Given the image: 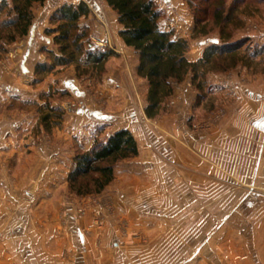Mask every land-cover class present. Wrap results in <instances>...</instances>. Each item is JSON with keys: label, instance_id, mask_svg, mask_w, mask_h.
Listing matches in <instances>:
<instances>
[{"label": "crops", "instance_id": "crops-1", "mask_svg": "<svg viewBox=\"0 0 264 264\" xmlns=\"http://www.w3.org/2000/svg\"><path fill=\"white\" fill-rule=\"evenodd\" d=\"M47 1L53 4L51 11L59 4L85 3L90 10L87 20L99 21L87 25L97 39H104L105 24L114 35L120 29L104 0H45L42 6ZM153 1L174 12L163 29H176V14L185 10L183 0ZM33 8L34 14L41 7ZM35 16L27 43L36 29ZM175 34L185 36L177 29ZM214 41L189 42L186 60L198 61L207 42ZM115 42L118 51L132 50L119 38ZM27 55L25 50L22 73H27ZM203 81L216 88L200 94L188 74L182 83H173L166 103L174 106L168 111L154 121L141 111L135 131L115 129L132 133L137 155L117 163L113 181L104 189L115 216L106 217L108 227L102 234L84 233L97 209L92 206L83 219L63 213L66 223L60 236L54 234L55 214H50L43 230L12 226L10 264H264V73L237 64L230 73L208 72ZM219 111V119L202 121ZM191 117L206 128L185 139L182 121ZM42 159L48 179L53 168L50 158ZM49 191L42 187L39 194ZM24 195L23 209L32 210L30 194ZM47 204L44 199L39 206L44 209ZM115 221L123 222L128 234L111 241L106 232L114 231ZM64 249L70 252L66 259L61 256Z\"/></svg>", "mask_w": 264, "mask_h": 264}, {"label": "rangeland", "instance_id": "rangeland-1", "mask_svg": "<svg viewBox=\"0 0 264 264\" xmlns=\"http://www.w3.org/2000/svg\"><path fill=\"white\" fill-rule=\"evenodd\" d=\"M190 1L191 4L183 0L185 10L181 9L180 13L176 14L175 28L185 34L180 38L186 40L187 45L200 39L218 40L219 30L212 20L211 7L207 14L197 15L202 18V23L196 25L195 31L193 30L194 11L197 9L195 5H199L198 10L204 5L201 4V8L199 0ZM232 1L225 0L226 9ZM61 5L63 4L57 5L51 11L53 4L47 1L45 6L40 5L41 8L34 11L37 16L34 19L36 29L29 43L28 35L17 38L13 43H0V264H10L12 226L25 225L27 230L29 226L43 230V226L51 217L50 214H55L54 222L58 220L54 234L60 236L66 223L63 213H71L75 219H83L89 206L96 207L90 219L91 224L86 227L84 233H97V237L102 234L104 227H108L107 221L115 216L114 207L105 202L103 194L109 184L98 194L78 196L72 193L67 178L72 168L73 156L76 152L88 150L94 140H105L115 129L128 127L135 131L136 124L140 122L138 115L141 111L144 114L147 83L136 75L137 54L133 50H128L129 53L125 50L118 51L114 46L119 38L118 33L114 35L107 24L104 39H97L99 37L87 29L90 21L99 25L95 18L81 19L79 22V25L88 31V45L116 53V57L106 62L100 77H78L74 66L56 67L43 77L34 74L37 64L48 62L45 51L55 50L53 36H46L44 31L50 27L51 14ZM155 5L162 13L158 21L160 30L172 31L173 38L179 39L175 38L176 29H163L169 25L166 21L171 20L168 16L174 12L161 2L158 6L156 3ZM241 9L237 19L234 18L226 27V32H230L232 42L238 41L242 44L241 50H247L246 56L254 50L260 51V55L253 59L246 57L238 65L251 67L256 73H264V0H247ZM47 11H50L49 15L46 14ZM202 24H205L204 28L201 27ZM210 44L207 42L206 47ZM25 50H28L25 59L27 73H22L19 66ZM235 67L221 73H230ZM39 79L40 81H35ZM108 80H112L113 84H109ZM214 88L216 87H211L203 81V91ZM203 91L198 92L202 94ZM106 94L110 95L106 97ZM173 104L165 101L162 112L168 111ZM49 108L58 110L60 118L54 117L49 122L50 128L46 129L40 123V115L48 112ZM220 114V111L209 114L208 118L202 121H214L221 117ZM155 119L147 118L148 121ZM202 121L195 123L194 117L182 121V135L185 139H188L190 134L200 133L206 128ZM86 145L89 146L86 148ZM42 158H50L49 162L53 168V175L48 179L47 167ZM116 165L117 163L114 168ZM42 187L50 188V191L39 194ZM25 192L32 198V210L23 209ZM10 198H15L19 205L16 207ZM44 199L49 202L46 207L48 210L39 206ZM114 225L113 232H106L107 235L111 234V241L116 236L128 234L123 222L115 221ZM19 241L15 245L19 246ZM68 251L69 249H64L61 256L66 259L70 254ZM195 264H198V261Z\"/></svg>", "mask_w": 264, "mask_h": 264}, {"label": "trees", "instance_id": "trees-1", "mask_svg": "<svg viewBox=\"0 0 264 264\" xmlns=\"http://www.w3.org/2000/svg\"><path fill=\"white\" fill-rule=\"evenodd\" d=\"M45 0H0V43H13L17 38L28 35L33 21L34 5ZM116 14L120 29L118 37L124 45L137 54L136 75L147 83L144 114L148 119L162 113V105L173 93V83H182L188 74L196 91L202 90L205 75L210 71L224 72L242 62L246 57L254 58L260 51L254 50L246 56L240 42H232L230 25L242 10L247 0H233L225 8V0H199L204 5L194 13V28L202 23L199 14H207L210 7L212 20L219 30V38L207 46L202 57L195 63L186 60L187 41L174 39L172 31H162L158 21L162 15L153 0H104ZM188 3H192L187 0ZM90 14L83 2L63 4L49 18L50 27L46 36H53L55 50L45 51L48 62L37 64L34 74L43 77L56 67L74 66L76 76L100 77L106 62L116 53L109 49L91 48L88 31L79 22ZM202 28L205 24H202ZM201 34H206L201 32ZM35 81H40L35 80ZM59 111L49 108L40 115V123L46 129L50 121L60 118ZM137 155V145L132 134L120 129L105 140H94L88 150L76 152L67 182L72 193L78 196L100 193L113 180L114 165ZM84 183V184H83Z\"/></svg>", "mask_w": 264, "mask_h": 264}, {"label": "built area", "instance_id": "built-area-1", "mask_svg": "<svg viewBox=\"0 0 264 264\" xmlns=\"http://www.w3.org/2000/svg\"><path fill=\"white\" fill-rule=\"evenodd\" d=\"M79 213H80V214H82V211H81V210H79Z\"/></svg>", "mask_w": 264, "mask_h": 264}]
</instances>
